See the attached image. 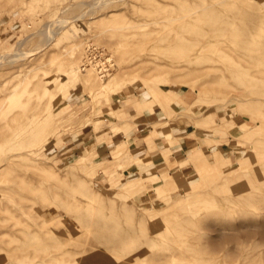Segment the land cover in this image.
<instances>
[{"label": "rangeland", "instance_id": "obj_1", "mask_svg": "<svg viewBox=\"0 0 264 264\" xmlns=\"http://www.w3.org/2000/svg\"><path fill=\"white\" fill-rule=\"evenodd\" d=\"M0 54V264H264V0H0Z\"/></svg>", "mask_w": 264, "mask_h": 264}, {"label": "crops", "instance_id": "obj_2", "mask_svg": "<svg viewBox=\"0 0 264 264\" xmlns=\"http://www.w3.org/2000/svg\"><path fill=\"white\" fill-rule=\"evenodd\" d=\"M135 97H137V95H135ZM131 99L133 100L134 98H131ZM119 108L121 109L122 107H119ZM143 110H149V108H145ZM160 112H161V108H160L159 104H155L154 110L149 112L147 115L139 116L138 118H143V119L139 120L140 128H138L137 130H133V132L131 134L132 139L135 140L137 138L136 134L140 133L143 129L147 128L149 125H152V123L159 122L161 120L168 121V117H166V116L163 117L164 119H161L162 117L159 114ZM152 130L153 129H151V131ZM90 134H93V136H96V134L94 132V128H91V129L89 128L88 130L83 132L81 135H79V137H82V138L88 137ZM109 134H112V133H109ZM103 135H105V134H103ZM116 136H117L116 137L117 139H120V137H122V138L127 137L126 132L124 130L119 131L116 134ZM175 138H173V139H175ZM75 140H77V138ZM163 140H167L170 144L169 145H167V144L159 145L158 142L163 141ZM175 140H173V142H171L167 138H162L160 136H155L151 139H149L148 136H145L146 146L143 149L142 153L138 154L137 156H139L142 159H148L150 157L157 155L158 157H162V158L167 159V160L170 159V162H171L172 159H171L170 145H172V143H174ZM112 142H113V138L110 141H108L107 143H112ZM117 145H114L113 148L116 147ZM186 146H187L188 152L192 151L196 148H201L197 144L186 145ZM99 148H100V150L102 149V151L106 152L107 154H109L112 151L111 146H109L107 144L101 145Z\"/></svg>", "mask_w": 264, "mask_h": 264}, {"label": "bare ground", "instance_id": "obj_3", "mask_svg": "<svg viewBox=\"0 0 264 264\" xmlns=\"http://www.w3.org/2000/svg\"><path fill=\"white\" fill-rule=\"evenodd\" d=\"M51 35H53L54 34V31L52 30L51 31V33H50ZM73 50V49H72ZM1 55V58H0V63L1 62H3L5 59H7L8 60V56L6 57V54H0ZM73 55H75V54H73ZM10 57V56H9ZM15 57V56H14ZM17 58V56L15 57V59ZM107 59H109L108 57H106ZM79 59V58H78ZM78 59H75L74 58V56H71L70 58H69V60H68V69L72 72V74L74 75H76V73H77V71H78ZM9 60H13L12 58L11 59H9ZM88 61H89V59H88ZM100 69L103 71L102 72V74L104 75L105 74V72H107L106 71V69H107V66L106 65H102L101 67H100ZM89 75V74H88ZM13 94V93H12ZM11 96V95H10ZM82 157V159H85L86 158V155H82L81 156ZM88 158V157H87Z\"/></svg>", "mask_w": 264, "mask_h": 264}, {"label": "built area", "instance_id": "obj_4", "mask_svg": "<svg viewBox=\"0 0 264 264\" xmlns=\"http://www.w3.org/2000/svg\"><path fill=\"white\" fill-rule=\"evenodd\" d=\"M106 71H108V69Z\"/></svg>", "mask_w": 264, "mask_h": 264}]
</instances>
